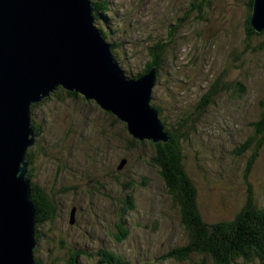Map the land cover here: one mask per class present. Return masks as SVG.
Masks as SVG:
<instances>
[{"label":"rangeland","instance_id":"rangeland-1","mask_svg":"<svg viewBox=\"0 0 264 264\" xmlns=\"http://www.w3.org/2000/svg\"><path fill=\"white\" fill-rule=\"evenodd\" d=\"M107 1L110 11L106 24L95 20L94 24L105 33L107 43L117 45L111 48L112 55L128 78L143 71L146 50L155 40L171 36L173 42L161 59L151 101L162 108L159 118L168 128H176L183 119L197 120L201 112L196 115L195 104L225 73L222 81L230 86V92L222 90L215 106L200 116L192 146L183 149L184 169L197 191L204 220L209 224L230 221L249 195L264 208V148L246 176L252 149L241 150L252 136L250 123L258 120L260 102L264 101V49H257L264 38L244 39L247 0L201 3L191 8L190 18L179 26V33L170 27L194 0ZM237 82L245 94L235 100L232 95L237 92ZM56 97L31 113L35 123H41L37 149H63L52 155L57 163L42 158L36 164L35 183L54 201L55 215L51 225H36L45 236L35 258L41 264H67L70 255L86 245L107 241L106 232L111 250L129 264H211L196 255L183 262L163 259L183 246L186 237L156 170L140 159L148 154L147 144L129 143L123 125L91 105ZM87 156L99 165L85 167V173L79 163L87 161ZM122 159L127 162L118 171ZM131 182V187H141L134 190L135 210L129 217L127 238L116 246L114 208L109 201L119 197V185H123L124 195V187ZM100 183L105 184L103 188ZM69 211L76 222L71 227L67 224ZM78 255L76 264H95Z\"/></svg>","mask_w":264,"mask_h":264},{"label":"water","instance_id":"water-1","mask_svg":"<svg viewBox=\"0 0 264 264\" xmlns=\"http://www.w3.org/2000/svg\"><path fill=\"white\" fill-rule=\"evenodd\" d=\"M250 26L264 31V0H253ZM156 77L152 68L125 78L89 0H0V264H34L36 210L25 160L35 143L31 105L62 88L112 114L134 139L165 143L151 105Z\"/></svg>","mask_w":264,"mask_h":264},{"label":"trees","instance_id":"trees-1","mask_svg":"<svg viewBox=\"0 0 264 264\" xmlns=\"http://www.w3.org/2000/svg\"><path fill=\"white\" fill-rule=\"evenodd\" d=\"M91 4V10L94 20L100 22L101 25H105L109 14V3L107 0H89ZM209 0H194L189 4L188 10L179 17L176 18V23L170 27L175 33L180 32V25L184 24L191 14V8H198L201 3H208ZM253 0H247L246 6V21L244 23V39L251 40L257 37L264 38V31L262 33H255L250 26V14ZM202 4V6H203ZM202 6L198 11L200 16ZM168 39L163 41H156L154 45L148 47L146 50V62L143 65V71L133 77L136 79L140 76L146 75L152 68L156 69L157 79L161 70L160 63L164 53H168L170 50L171 36L167 35ZM103 37L106 38L105 33ZM173 42V41H172ZM111 48L115 49L117 45L110 44ZM257 49H264V41H261ZM238 58V57H237ZM236 58V59H237ZM225 76V73H222ZM222 76V77H223ZM222 77L217 78L208 89L200 96L196 107V115L200 113L197 120L188 121L183 119L177 124L176 128H168L167 123L160 120L162 115V108L152 106L156 109L158 119L163 126V131L168 138L167 142L153 143L151 141L143 140L138 141L131 137L127 130L126 125L119 122L112 114L102 111L95 103L85 101L84 98L76 93H70L62 88L57 89L49 96L42 99L38 104L31 105L32 110L38 107H43L46 103L51 101L53 96H57L59 100L74 99L91 105L97 111H102L106 114V117L113 119L117 123H121L129 137V143L134 145H145L148 154L145 157L140 158L142 161H148V165L151 169H155L157 175L161 179L165 196L168 198L170 207L177 212L179 224L185 233L186 243L176 249L171 250L163 257L164 260L174 259L179 262L186 261L191 258L192 255L202 257V261L209 260L211 264H264V208H259L256 205L252 195H249L246 200L241 204L235 213V216L230 221L216 222L213 224L207 223L198 206L197 191L185 172L183 165V149L188 146H192V137L197 134V123L201 115L207 112L208 108L215 106L216 97L222 90L230 92L231 88L222 81ZM156 79V82H157ZM222 81V82H221ZM236 93L232 96L237 100L243 94H245V88L237 82ZM230 89V90H229ZM62 93L63 96H60ZM261 111L257 121L251 122L252 136L245 140L242 147V152L252 149L251 159L248 162V167L244 170V175L248 173L250 166L254 159H256L259 150L264 148V101L260 102ZM31 125L35 137L39 138L41 123L36 124L33 115H31ZM69 130L67 129L62 135V139L66 138ZM40 142V140H39ZM63 149H37V146L29 148L26 152L25 159L29 161L28 166V178L30 181H35V176L38 177L36 164L39 159L46 158L52 164L58 162L56 157H53L55 153H62ZM237 154V153H236ZM238 155V154H237ZM149 156V157H148ZM89 162L84 161L79 163L85 170L87 166H97V163L92 157L87 156ZM61 157L59 156V162ZM127 162V160H125ZM44 164V161L41 162ZM49 164V163H48ZM62 164V163H61ZM65 163L62 164L64 167ZM86 167V168H85ZM117 170V168H116ZM120 171V170H118ZM57 175L59 174L56 170ZM33 174V175H32ZM57 177L53 176V180ZM118 181V178L117 180ZM31 201L36 210L35 224H42L44 227L53 223L55 215V203L44 192L43 188L38 184L33 183ZM101 184V183H100ZM101 188L106 184L102 183ZM134 183L131 182L124 187V195L122 194L123 185H119L120 190L119 197L109 201L110 205L114 208L112 212L114 214V228L117 233L114 236L116 246L122 245L127 238L128 231L126 230L129 225V217L132 215L134 208L133 196L134 190L137 187H131ZM69 223L67 219V224ZM43 227V228H44ZM37 228V227H36ZM45 236L44 232L37 229L36 240L37 246L34 249L36 254L40 249V242ZM110 239V235L108 240ZM108 243H111L108 241ZM94 250V249H92ZM79 257L78 253L70 258V262L67 264H76V260ZM87 257L92 258L95 264H129L127 260L120 257L117 253L108 248H99L96 245V251L94 254H89ZM35 264H41L39 259L35 258Z\"/></svg>","mask_w":264,"mask_h":264},{"label":"clouds","instance_id":"clouds-1","mask_svg":"<svg viewBox=\"0 0 264 264\" xmlns=\"http://www.w3.org/2000/svg\"><path fill=\"white\" fill-rule=\"evenodd\" d=\"M94 18V17H93ZM100 32H101V35H102V37H103V31H102V29H100V28H97ZM104 38V40H105V37H103ZM109 44V43H108ZM110 45V44H109ZM110 48H111V46H110ZM111 52H112V49H111ZM124 76H125V74H124ZM125 78L126 79H132V78H128L127 76H125ZM156 79H157V77H156ZM82 98H84V97H82ZM86 101V100H85ZM31 110V109H30ZM36 140H37V137H35V143H34V145L36 144ZM33 145V146H34ZM32 146V147H33ZM31 148V147H30ZM26 160V159H25ZM123 160V159H122ZM27 161V160H26ZM28 162V166L30 165L29 164V161H27ZM28 169L29 168H27V174H28ZM27 174H26V176H27ZM28 177V176H27ZM29 182H30V187H31V190H32V186L34 185V184H32V181H30V179H29ZM34 183H35V181H34ZM37 184V183H36ZM35 217H36V214H35ZM70 217H71V213H70V211H69V214H68V221H69V223H68V225L70 226V225H75V221L73 220V223L72 224H70ZM44 227V226H43ZM71 227V226H70ZM40 231V230H39ZM104 236L105 237H109V234L108 233H104ZM108 241L109 240H107V241H102V242H99V246H101L102 244H104V246H105V248H108V249H111V245H110V243H108ZM96 243H98V241L96 242ZM36 246H37V240H36ZM95 247V248H94ZM36 248V247H35ZM92 249H94V250H92ZM91 251H96V245L94 246V245H91V248H90V250H89V252L91 253ZM75 254H77V252H75L74 254H72V255H70V258L71 257H73ZM84 255H86V252L84 253ZM33 258H34V264H35V254H34V251H33Z\"/></svg>","mask_w":264,"mask_h":264},{"label":"flooded vegetation","instance_id":"flooded-vegetation-1","mask_svg":"<svg viewBox=\"0 0 264 264\" xmlns=\"http://www.w3.org/2000/svg\"><path fill=\"white\" fill-rule=\"evenodd\" d=\"M33 175V174H32ZM34 182L32 181V184H33ZM45 189H46V187H44ZM45 192V191H44ZM46 193V192H45ZM47 194V193H46ZM104 234V233H103ZM91 245H97L99 248H104L105 246H104V244H102L101 246H99V244L98 243H91V244H88V245H86V258L90 261V260H92V258H89V257H87V255H89V254H91L90 252H89V250H90V248H91ZM95 248V247H94ZM95 253V252H94Z\"/></svg>","mask_w":264,"mask_h":264}]
</instances>
